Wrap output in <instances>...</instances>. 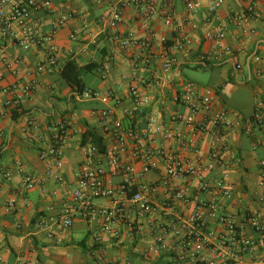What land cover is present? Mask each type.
Returning <instances> with one entry per match:
<instances>
[{
    "label": "crops",
    "instance_id": "obj_1",
    "mask_svg": "<svg viewBox=\"0 0 264 264\" xmlns=\"http://www.w3.org/2000/svg\"><path fill=\"white\" fill-rule=\"evenodd\" d=\"M51 1L50 10L37 12L30 18L31 22L40 25L45 37L42 44L26 50L10 39L4 41V59L0 64V262L21 264L19 259L22 258L35 264H113L117 260L132 259L136 264H143L135 248L144 249L154 240L163 223L161 217L142 216L119 196L125 217L111 211L108 223L118 231L119 237L101 232L102 225L107 223L105 217L93 220L72 197L79 184L77 173L87 168L82 153L83 137L92 132L102 138L108 151L114 141L113 121L119 120L124 130L132 126L139 137L128 139V150L122 156V162L125 166L134 167L136 172L142 171L145 162L142 155L133 156L134 150L141 153L161 150L163 155L155 157L157 168L140 179H133L135 188L160 183L168 155L178 153L194 164L205 159L211 152L214 135L209 132L194 133L186 124L176 120L178 114H189L176 102L180 84L184 81L182 70L195 69L190 65L201 63L203 68L195 70L211 73L207 82H193L201 88L217 92L218 110L237 112L243 118L253 117L257 106H262L264 110V0H258L261 18L244 26L233 23L232 14L233 11L244 10L245 2L228 0L219 10L216 18L228 32L225 43L235 50L233 55L220 62L202 61V57L211 54L216 45L204 39V34L211 28L207 11L192 15L200 25L198 31L191 30L179 19L172 27L156 20L154 28L160 37L166 38V48L176 60L174 70L169 74L163 71L160 45L147 52L143 60L138 59L139 47L121 48L117 36L122 39L133 35L137 40L146 36L135 6L130 5L123 10V19L115 34L105 20L110 7L120 0H109V5L95 0ZM173 5L179 16L184 14V0H173ZM62 17L66 19V25L52 34V25ZM211 18L215 20V17ZM76 33L78 40L73 39ZM184 38L196 40L190 52L175 49L176 43ZM51 44L59 49L57 66L52 74L36 76V67L45 60ZM240 47L242 52H236ZM69 61L80 67L93 63L99 65L96 70L85 72L82 78L85 88L99 92L102 95L100 98L78 99L77 89L62 75ZM236 64L242 68L237 70ZM102 67L107 71L99 72ZM143 78L148 80L145 85L140 84ZM18 79L35 81L36 85L32 97L23 101L15 119L12 114L4 113L1 89ZM135 84H139L142 95L148 96L151 102L144 115L130 120L125 117L124 110L133 107L129 90ZM108 92L114 94V99L104 101L102 97ZM106 110L114 113L113 119L107 123L101 117V112ZM151 117L155 119L152 126L155 130L145 136ZM67 119L72 121V128L62 148L63 169L54 172L51 178H45L49 165L53 163L52 159L45 161L39 157L41 149L46 148L52 139L47 128ZM30 121L35 122L34 127L29 126ZM167 132H171L173 138L166 139ZM254 142H259L257 149L252 147ZM223 144L222 157L230 172L229 183L234 196L232 203L227 202L228 212L237 214L238 221L247 209L264 213V203L261 202L264 190L259 187L264 178L261 166L264 160V130L255 127L250 134L227 133ZM19 164L25 171L40 175L42 184L28 192L20 191L22 176L18 173ZM93 165L106 169L109 187L119 188L129 177L110 168L106 156L101 153L93 157ZM223 171V168H217L212 177L218 178ZM5 173L11 174L10 180L6 179ZM57 176H60V181ZM171 185L185 188L189 196L197 197L199 183L195 180L177 181ZM170 196L171 192L161 187L153 199L159 204ZM12 200H16L14 207L9 206ZM93 204L107 207L110 201L98 198L93 200ZM65 205L70 207L72 214L73 226L69 229L64 228L60 220ZM178 211L186 217L193 212V207L180 204ZM40 223L45 226L41 227ZM248 233L257 237L252 230ZM98 236L101 237L99 242L96 241ZM167 258L165 254L154 258L150 264L166 263Z\"/></svg>",
    "mask_w": 264,
    "mask_h": 264
},
{
    "label": "built area",
    "instance_id": "obj_2",
    "mask_svg": "<svg viewBox=\"0 0 264 264\" xmlns=\"http://www.w3.org/2000/svg\"><path fill=\"white\" fill-rule=\"evenodd\" d=\"M101 4H108L109 0H95ZM228 0H184L186 10L179 16L176 12L173 0H120L119 3L110 7L109 14L105 23L117 33V28L123 19V10L133 5L138 11L141 26L146 31V36L137 40L133 35L126 38H118L121 48L139 47L138 59H145L146 53L150 52L155 46L162 48V58L164 59L163 71L166 74L174 70L176 60L169 54L166 48V38L160 37L154 28V22L159 20L166 27H172L179 19L190 26L193 31L199 30V23L192 18L198 12L207 11L210 15L207 21L211 28L204 34V39L215 42L216 45L211 54L202 57L213 62L223 61L226 57L233 55L235 50L225 43L228 32L224 24L216 18L217 13L224 7ZM245 2V9L241 12L233 11L232 22L237 26L249 24L252 20L260 19L261 13L258 8V0H240ZM52 8L51 0H0V64L4 59V41L10 39L16 45L30 50L39 46L45 40L40 25L30 21V18L37 12L47 11ZM211 17H215V20ZM66 25L65 18H59L52 26V34L58 32ZM253 33V32H252ZM74 40H78V34H74ZM196 40L184 38L178 41L175 49L182 52H190ZM236 52H242V48ZM59 49L51 44L47 49V55L43 62L37 65L35 74H52L58 63ZM260 60V58H257ZM12 68V65H9ZM242 66L236 64V69ZM99 72H106L105 67L99 68ZM15 74L19 76V72ZM147 78L140 81L141 85L147 84ZM35 81L23 82L16 80L10 86L1 89L4 96L3 108L5 114H12L15 110H20L24 100L30 99L34 93ZM130 97L133 107L126 108L124 115L130 120H135L137 116L146 113L147 105H150V98L143 96L139 84L130 87ZM102 95L91 89L85 88L79 94V100L98 99ZM104 101L114 99L112 92L106 93L102 97ZM217 92L211 88H201L196 83L187 80L182 81L176 102L185 107L189 114L184 116L178 114L176 120L186 124L194 133H212L214 140L209 155L194 164L189 159H184L180 154L174 153L165 158V169L160 179V183L143 184L138 188L133 187V179H140L143 175L157 168L155 157L163 155L161 150H147L141 153L134 150L133 156H143L145 162L142 171L136 172L134 167L125 166L122 156L128 150V139H138V134L132 126L126 130L119 120H114L113 144L101 153L100 149L93 143L92 139L82 147L87 168L77 173L79 180L78 188L72 193L74 202L81 204L86 210L87 215L93 220L103 216L106 224L101 227V232L111 234L118 238L119 233L109 226L111 221V211H117L124 218L122 201L128 202L136 211L142 215H159L162 220L154 240L144 249L135 248V252L144 261L143 264L150 262L157 257L168 255L166 263L163 264H264V213L260 210L247 209L244 211L242 219L238 221L237 214L228 212L227 202L233 201V187L229 183L230 172L223 160L221 149L223 147L224 136L227 133L241 132L252 133L255 127L264 130V110L262 106H257L254 116L243 118L237 112L218 110ZM102 120L107 123L112 120L114 113L112 110L101 112ZM154 117L150 118V125L145 136L155 129ZM29 126H35L34 121L29 122ZM72 128L71 120H64L59 124L49 126L47 131L52 134V139L46 148L41 149L39 157L41 160L52 159L45 173V178H51L54 172L63 169L62 148L68 139ZM171 132L165 134L166 139L173 138ZM259 142H254L252 147L257 149ZM190 151V148H188ZM97 153L106 156L107 164L116 173L127 174L125 182L119 188L109 187L106 183L107 172L102 166L93 165V157ZM262 176L264 177V160L261 162ZM217 168H223V173L218 178H213L212 174ZM18 173L22 176L19 189L22 192L34 190L43 182L40 175L27 172L21 164L18 165ZM7 180L11 179L10 173L4 175ZM60 181V176H57ZM195 180L199 183L197 197L189 196L185 188L172 187L173 182L182 180ZM164 187L167 192H171L168 199L157 204L153 197L159 189ZM259 187L264 190V178L259 183ZM136 189L133 191V189ZM132 195L130 196V193ZM210 197L206 198L205 195ZM122 197V201L118 197ZM109 200L107 207H97L93 204L94 199ZM261 202L264 203V191L261 194ZM16 200L9 203L14 207ZM193 207V212L184 217L179 213V205ZM71 209L68 205L64 206V211L60 216L61 224L64 228H71L73 220ZM40 226H45L40 223ZM252 230L256 238L251 236L248 231ZM97 242L101 241L98 236ZM21 264H35L22 258ZM1 264V262H0ZM113 264H136L132 259L117 260Z\"/></svg>",
    "mask_w": 264,
    "mask_h": 264
},
{
    "label": "trees",
    "instance_id": "obj_3",
    "mask_svg": "<svg viewBox=\"0 0 264 264\" xmlns=\"http://www.w3.org/2000/svg\"><path fill=\"white\" fill-rule=\"evenodd\" d=\"M98 66H99L98 64L93 63V64L87 65L85 67H80L74 61H69L65 65V67L63 68L62 75H63L64 79L68 83H70L73 87H75L79 94H81L85 89V84H84V81L82 78L83 74L87 71L96 70L98 68ZM190 67L197 69V68H203V65L200 63V64H196L194 66L190 65ZM19 111L20 110H15L12 112V115L15 119L18 117ZM88 139H92L93 143L100 149L101 153L106 152V147L103 143L102 138L93 134L92 132H88L83 137V145L88 141ZM135 190L136 189L134 188L133 191H135ZM132 193L133 192L130 193V196L132 195Z\"/></svg>",
    "mask_w": 264,
    "mask_h": 264
},
{
    "label": "rangeland",
    "instance_id": "obj_4",
    "mask_svg": "<svg viewBox=\"0 0 264 264\" xmlns=\"http://www.w3.org/2000/svg\"><path fill=\"white\" fill-rule=\"evenodd\" d=\"M211 73L191 68H185L182 70V77L185 81L190 80L197 83H205L209 80ZM100 202V201H98Z\"/></svg>",
    "mask_w": 264,
    "mask_h": 264
}]
</instances>
